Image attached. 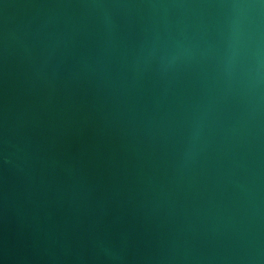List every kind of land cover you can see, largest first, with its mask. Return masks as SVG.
<instances>
[{
	"label": "water",
	"instance_id": "1",
	"mask_svg": "<svg viewBox=\"0 0 264 264\" xmlns=\"http://www.w3.org/2000/svg\"><path fill=\"white\" fill-rule=\"evenodd\" d=\"M234 2L0 0V264H264Z\"/></svg>",
	"mask_w": 264,
	"mask_h": 264
},
{
	"label": "clouds",
	"instance_id": "2",
	"mask_svg": "<svg viewBox=\"0 0 264 264\" xmlns=\"http://www.w3.org/2000/svg\"><path fill=\"white\" fill-rule=\"evenodd\" d=\"M229 7L232 28L230 38L237 45L245 40L254 44L258 79L264 71V0H235Z\"/></svg>",
	"mask_w": 264,
	"mask_h": 264
}]
</instances>
